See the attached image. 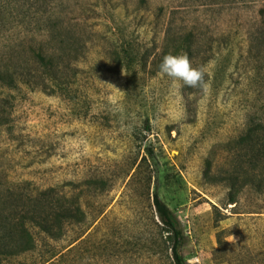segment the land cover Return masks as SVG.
<instances>
[{"label":"rangeland","instance_id":"374dc122","mask_svg":"<svg viewBox=\"0 0 264 264\" xmlns=\"http://www.w3.org/2000/svg\"><path fill=\"white\" fill-rule=\"evenodd\" d=\"M14 2L32 32L61 17L83 57L63 96L0 91V191L83 193L87 219L58 240L33 230L34 250L9 264H37L70 244V264H169L167 245L154 248V192L181 229L188 264H264V195L251 189L227 205L226 187L202 177L206 161L212 172L222 165L223 146L242 132L247 111H264L255 101L264 98V48L247 44L263 0H147L138 11V0H8L3 29L18 12ZM161 6V23L199 35L202 60L193 67L206 69L208 93L185 98L169 78L147 71L126 89L112 61L123 40L139 55L158 51L161 28L144 23ZM7 45L0 34V47ZM219 230L227 246L218 249Z\"/></svg>","mask_w":264,"mask_h":264},{"label":"trees","instance_id":"16d2710c","mask_svg":"<svg viewBox=\"0 0 264 264\" xmlns=\"http://www.w3.org/2000/svg\"><path fill=\"white\" fill-rule=\"evenodd\" d=\"M138 1L140 8L136 11L145 9L147 0ZM13 5L15 11L21 8L15 2ZM121 6L125 9L123 4ZM4 10L8 11V0H0V34L8 37V45L0 47V91L24 86L58 96L66 94L78 74L79 69L75 64L83 57L78 50V37L64 25L61 17L47 18L37 32H32L28 27L31 23L24 22L19 11L14 12L8 21L11 27L3 29L7 22ZM163 11L162 6L158 7L157 13L150 15L152 20L144 23L150 30L158 26L161 28V37L155 41L158 51L155 48V51L139 55L129 40H123L120 51L116 52L112 63L118 64L124 71L127 90L135 88L141 72L147 71L151 75L158 73V66L169 53H187L192 66L197 60H202L199 35L193 28L178 30L171 19L161 23ZM257 16L256 28L247 38L250 49L256 46L264 48V0ZM16 26L26 28L16 29ZM253 82L259 87L262 84L256 79ZM199 90L183 86L181 93L188 98ZM255 101L264 102V98L258 96ZM244 121L242 132L224 144L226 158L222 165L212 172L210 162L206 161L202 173L206 183L226 187V204L234 207L246 191L252 189L258 196L264 195V111H247ZM97 182L103 184L101 180ZM82 194L65 193L54 188L22 192L17 187H8L6 191H0V264H9L11 260L34 250L33 230L49 239L58 240L67 226L84 224L87 216ZM151 209L156 228L155 252L160 253L162 245L166 244L165 252L168 253H165V259L167 257L169 264H188L182 253L184 237L181 229L157 192L152 194ZM213 209L220 215L217 207L213 206ZM216 220L219 222L221 219ZM224 234V230L216 233L218 249L227 246ZM72 252L70 244L64 253L41 259L37 264H70Z\"/></svg>","mask_w":264,"mask_h":264},{"label":"clouds","instance_id":"9594fccd","mask_svg":"<svg viewBox=\"0 0 264 264\" xmlns=\"http://www.w3.org/2000/svg\"><path fill=\"white\" fill-rule=\"evenodd\" d=\"M158 74L169 78L173 82V88L177 91L183 86L198 88L204 93L210 91V85L205 81L206 69L203 66L193 67L187 53L165 55L158 66ZM226 194L225 192L224 195Z\"/></svg>","mask_w":264,"mask_h":264}]
</instances>
